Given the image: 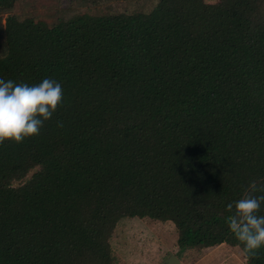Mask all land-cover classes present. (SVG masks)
<instances>
[{"label": "trees", "instance_id": "obj_1", "mask_svg": "<svg viewBox=\"0 0 264 264\" xmlns=\"http://www.w3.org/2000/svg\"><path fill=\"white\" fill-rule=\"evenodd\" d=\"M17 2L0 0V79H52L63 101L38 136L0 145V264H117L120 222L146 218L174 224L179 253L227 244L264 264L227 223L264 184V0L54 25Z\"/></svg>", "mask_w": 264, "mask_h": 264}, {"label": "rangeland", "instance_id": "obj_2", "mask_svg": "<svg viewBox=\"0 0 264 264\" xmlns=\"http://www.w3.org/2000/svg\"><path fill=\"white\" fill-rule=\"evenodd\" d=\"M158 0H18L12 14L20 19L34 18L54 25L60 19L88 13L149 12ZM215 3L219 0H206ZM5 16L2 22L5 21ZM1 53V52H0ZM178 233L172 222L151 219H125L112 238V254L117 264H165L171 254L180 264H246L238 247L222 244L208 249H188L179 253Z\"/></svg>", "mask_w": 264, "mask_h": 264}, {"label": "clouds", "instance_id": "obj_3", "mask_svg": "<svg viewBox=\"0 0 264 264\" xmlns=\"http://www.w3.org/2000/svg\"><path fill=\"white\" fill-rule=\"evenodd\" d=\"M62 101V86L52 79L35 86L0 79V145L38 136ZM257 192L264 193V184L253 180L241 199L227 205V211L233 213L227 217L230 230L253 256L264 247V215H258L264 194L254 195Z\"/></svg>", "mask_w": 264, "mask_h": 264}, {"label": "water", "instance_id": "obj_4", "mask_svg": "<svg viewBox=\"0 0 264 264\" xmlns=\"http://www.w3.org/2000/svg\"><path fill=\"white\" fill-rule=\"evenodd\" d=\"M165 264H180V260L177 256L171 254L169 258L166 259Z\"/></svg>", "mask_w": 264, "mask_h": 264}]
</instances>
